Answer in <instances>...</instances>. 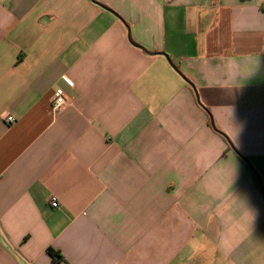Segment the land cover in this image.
Here are the masks:
<instances>
[{
    "label": "crops",
    "instance_id": "crops-1",
    "mask_svg": "<svg viewBox=\"0 0 264 264\" xmlns=\"http://www.w3.org/2000/svg\"><path fill=\"white\" fill-rule=\"evenodd\" d=\"M0 264H264V0H0Z\"/></svg>",
    "mask_w": 264,
    "mask_h": 264
},
{
    "label": "built area",
    "instance_id": "built-area-1",
    "mask_svg": "<svg viewBox=\"0 0 264 264\" xmlns=\"http://www.w3.org/2000/svg\"><path fill=\"white\" fill-rule=\"evenodd\" d=\"M63 80L64 82L70 86V87H74V82L71 78H69L68 76H63ZM67 104V100H66V94L64 92L63 89L59 88V89H56L53 93V97H52V103H51V109H52V112L54 114H58L60 113L64 107L66 106ZM6 121L10 124L14 123L15 122V119L11 116H8L6 118ZM52 206L54 208H57L58 207V203L56 201L52 202Z\"/></svg>",
    "mask_w": 264,
    "mask_h": 264
},
{
    "label": "trees",
    "instance_id": "trees-1",
    "mask_svg": "<svg viewBox=\"0 0 264 264\" xmlns=\"http://www.w3.org/2000/svg\"><path fill=\"white\" fill-rule=\"evenodd\" d=\"M226 137V136H225ZM227 138V137H226ZM228 141V140H227ZM229 142V141H228ZM230 144V143H229ZM231 145V144H230ZM48 254H50L52 256V258L58 262L63 260V257L60 253L54 251L53 249H49L48 250Z\"/></svg>",
    "mask_w": 264,
    "mask_h": 264
}]
</instances>
